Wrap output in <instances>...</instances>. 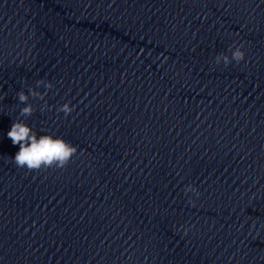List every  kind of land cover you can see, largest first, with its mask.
Listing matches in <instances>:
<instances>
[{
    "label": "clouds",
    "instance_id": "obj_1",
    "mask_svg": "<svg viewBox=\"0 0 264 264\" xmlns=\"http://www.w3.org/2000/svg\"><path fill=\"white\" fill-rule=\"evenodd\" d=\"M243 45L233 46L229 49L231 57L221 53L215 56V64L219 65L221 62L228 66L235 62L239 64L245 58V53L242 50ZM36 87L43 86L46 90L53 88V84L45 79L37 80ZM47 91L41 93L29 87L28 94L21 90L16 94V99L20 104L26 106L20 109V117H31L35 111L33 105L29 102V97L34 99L44 100ZM48 108L47 102L41 107V112ZM74 111V107L69 103L61 105L57 112H62L67 118ZM8 138L11 139L13 145H19V151L15 154L14 164L18 168L27 169L28 171H40L47 168H65L71 161L72 157L78 152L77 146L71 142L64 140L60 136H52L50 134H40L30 127L24 120L17 119L13 122L10 131L7 133ZM185 195L194 193L199 197V190L193 185H187L183 189ZM187 203L190 206H195V202L189 197Z\"/></svg>",
    "mask_w": 264,
    "mask_h": 264
}]
</instances>
